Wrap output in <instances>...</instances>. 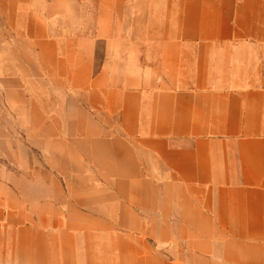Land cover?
Here are the masks:
<instances>
[{
    "label": "crops",
    "instance_id": "0c3cea01",
    "mask_svg": "<svg viewBox=\"0 0 264 264\" xmlns=\"http://www.w3.org/2000/svg\"><path fill=\"white\" fill-rule=\"evenodd\" d=\"M0 20L33 39L0 58V264H264V0H0ZM23 110L66 188H25Z\"/></svg>",
    "mask_w": 264,
    "mask_h": 264
},
{
    "label": "rangeland",
    "instance_id": "374dc122",
    "mask_svg": "<svg viewBox=\"0 0 264 264\" xmlns=\"http://www.w3.org/2000/svg\"><path fill=\"white\" fill-rule=\"evenodd\" d=\"M5 29V23L0 20V58H2V52L11 51V49L16 48V46H20L26 53H28L29 56H32L31 52L33 39L29 38L26 35V32L24 36L17 38L15 35L12 36L7 33ZM28 98L29 97H27V99ZM23 116L24 118L22 119V124H24L23 126L25 128V133L23 135L25 144V165L23 167L24 173L26 175V181L24 182L25 188H66V182L63 180L65 174L60 170L69 169L70 167L63 166V163H61L62 165H50L49 161H55L59 163L58 160L50 158V153H52L49 145L50 136L48 134L36 135L32 133L31 111L23 110ZM84 169L86 174L88 173L91 175V172H88V167H84ZM16 170V167H9L10 173H16ZM55 176H59L60 178H55ZM92 176L96 177V175L94 174ZM81 185L82 183H80L79 181L73 182L74 187H80ZM83 186H86L89 189H112L113 183L108 181L101 182L95 180L83 183Z\"/></svg>",
    "mask_w": 264,
    "mask_h": 264
}]
</instances>
